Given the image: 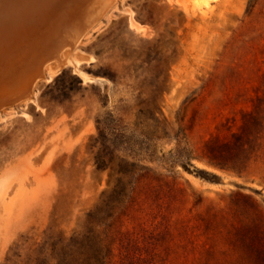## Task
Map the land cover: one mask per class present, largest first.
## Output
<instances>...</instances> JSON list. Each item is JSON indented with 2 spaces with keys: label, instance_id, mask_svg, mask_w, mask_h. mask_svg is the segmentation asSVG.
Instances as JSON below:
<instances>
[{
  "label": "rangeland",
  "instance_id": "1",
  "mask_svg": "<svg viewBox=\"0 0 264 264\" xmlns=\"http://www.w3.org/2000/svg\"><path fill=\"white\" fill-rule=\"evenodd\" d=\"M0 264H264V0H0Z\"/></svg>",
  "mask_w": 264,
  "mask_h": 264
},
{
  "label": "bare ground",
  "instance_id": "2",
  "mask_svg": "<svg viewBox=\"0 0 264 264\" xmlns=\"http://www.w3.org/2000/svg\"><path fill=\"white\" fill-rule=\"evenodd\" d=\"M207 4H208V2H207ZM61 65H64L63 63H61ZM61 67H63V66H61ZM50 68V67H49ZM48 68V69H49ZM55 68V69H54ZM54 68H52V69H50L49 70V75L50 76H52V75H55L56 74V71H57V69L59 68V66L58 65H56ZM60 69V68H59ZM48 72V71H47Z\"/></svg>",
  "mask_w": 264,
  "mask_h": 264
},
{
  "label": "water",
  "instance_id": "3",
  "mask_svg": "<svg viewBox=\"0 0 264 264\" xmlns=\"http://www.w3.org/2000/svg\"><path fill=\"white\" fill-rule=\"evenodd\" d=\"M93 23L90 24V26H92Z\"/></svg>",
  "mask_w": 264,
  "mask_h": 264
}]
</instances>
